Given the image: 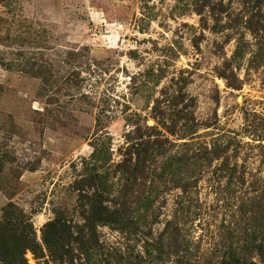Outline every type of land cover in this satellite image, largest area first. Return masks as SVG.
I'll use <instances>...</instances> for the list:
<instances>
[{"label":"rangeland","instance_id":"374dc122","mask_svg":"<svg viewBox=\"0 0 264 264\" xmlns=\"http://www.w3.org/2000/svg\"><path fill=\"white\" fill-rule=\"evenodd\" d=\"M0 156V264H264V0H0Z\"/></svg>","mask_w":264,"mask_h":264},{"label":"trees","instance_id":"16d2710c","mask_svg":"<svg viewBox=\"0 0 264 264\" xmlns=\"http://www.w3.org/2000/svg\"><path fill=\"white\" fill-rule=\"evenodd\" d=\"M4 161H5V159L2 157V156H0V171H1V168H2V166H3V164H4ZM10 206H12V205H8V207H10ZM3 211L5 212L6 210H4L3 209ZM2 216L4 217V220L6 221L7 219L6 218H9L7 215H3L2 214ZM30 234L32 235V229H31V231H30ZM3 230H0V255H3V252H4V249L5 248H7L8 249V245H7V243L5 242V240L3 239ZM1 236H2V238H1ZM34 242V239H32V238H29V241H28V244H32ZM27 247H29V248H31L32 249V246H28L27 245ZM6 249V250H7Z\"/></svg>","mask_w":264,"mask_h":264}]
</instances>
